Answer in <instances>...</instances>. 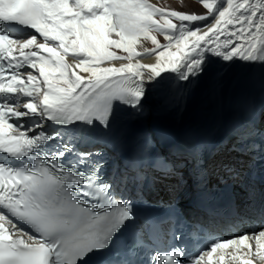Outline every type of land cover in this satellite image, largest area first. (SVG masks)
<instances>
[{
  "label": "snow or ice",
  "instance_id": "6c2138e0",
  "mask_svg": "<svg viewBox=\"0 0 264 264\" xmlns=\"http://www.w3.org/2000/svg\"><path fill=\"white\" fill-rule=\"evenodd\" d=\"M198 3L203 13L150 0H0V264H87L93 254L98 264H264V226L227 236L174 210L148 212L159 181L175 180L173 195L184 187V161L157 156L151 133L146 153L127 164L108 158L116 102L143 118L146 84L175 90L215 58L264 65V0ZM234 134L248 160L221 161L218 182L248 196L243 209L230 197L208 214L264 221L255 187L264 185V129L237 122ZM203 152L190 141L193 182L211 202Z\"/></svg>",
  "mask_w": 264,
  "mask_h": 264
},
{
  "label": "bare ground",
  "instance_id": "6f19581e",
  "mask_svg": "<svg viewBox=\"0 0 264 264\" xmlns=\"http://www.w3.org/2000/svg\"><path fill=\"white\" fill-rule=\"evenodd\" d=\"M148 43L143 41V46L148 48ZM138 50L142 51L139 47ZM71 59L69 56V62ZM140 60L142 63L151 64L155 62V56L143 55ZM119 63L121 62H116L117 66ZM219 70H223V75L217 79L216 73ZM146 89L149 98L143 100L145 105L143 118L137 119L132 115L130 108L116 102L118 118L113 133L122 135L123 141H126L123 148L127 149L131 145L134 149H141L143 134L151 133L155 143L150 142L148 148H154L157 156H166L169 161H184L179 165L181 168L188 164L186 155L176 148L162 149L156 138L166 130L167 137L170 135L176 145L185 139L189 143L197 141L223 126L225 133L226 127L228 134L232 133L234 125L237 122L241 123L239 118L243 116V107L250 101L260 104V99L264 98V65L249 64L240 60L223 62L215 58L207 74L190 83L180 82L179 88L175 90L153 87L151 84H146ZM230 142L233 141H228V144ZM228 144L217 147V159L234 162L233 148ZM120 149L119 153L122 154V148ZM235 158L246 163L241 156L237 155Z\"/></svg>",
  "mask_w": 264,
  "mask_h": 264
},
{
  "label": "rangeland",
  "instance_id": "374dc122",
  "mask_svg": "<svg viewBox=\"0 0 264 264\" xmlns=\"http://www.w3.org/2000/svg\"><path fill=\"white\" fill-rule=\"evenodd\" d=\"M150 2L155 3L160 7H168V8L174 9V10L184 11V12L203 13L205 11L201 7L200 4H196L194 2H191L190 0H181V2H179L178 0H170V1L169 0H162L161 2H156L155 0H150ZM157 38L160 40V42L162 44L166 43V41L164 40L162 35L157 34ZM147 42H149L148 48H152L153 45L151 44V42L150 41H147ZM120 54H123V53L121 52ZM116 62H120V61H116Z\"/></svg>",
  "mask_w": 264,
  "mask_h": 264
}]
</instances>
